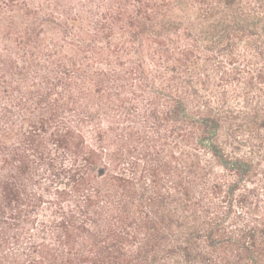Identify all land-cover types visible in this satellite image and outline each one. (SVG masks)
<instances>
[{
    "label": "trees",
    "instance_id": "16d2710c",
    "mask_svg": "<svg viewBox=\"0 0 264 264\" xmlns=\"http://www.w3.org/2000/svg\"><path fill=\"white\" fill-rule=\"evenodd\" d=\"M0 264H264V0H0Z\"/></svg>",
    "mask_w": 264,
    "mask_h": 264
}]
</instances>
